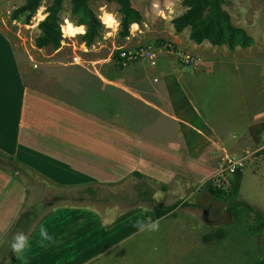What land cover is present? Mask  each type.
Listing matches in <instances>:
<instances>
[{
    "label": "crops",
    "instance_id": "obj_1",
    "mask_svg": "<svg viewBox=\"0 0 264 264\" xmlns=\"http://www.w3.org/2000/svg\"><path fill=\"white\" fill-rule=\"evenodd\" d=\"M238 27L251 36L250 45L230 49L186 38L181 46L201 58L204 53L209 58L220 57L226 69V63L236 65L230 92L238 105L231 112L225 107L221 110L214 102L209 104L210 98L202 95L206 83L191 79L193 73L185 72L170 55H164L154 67L144 62L118 67L125 75L130 74L132 84L111 80L109 74L101 72L100 79H96L102 88L98 101L86 104L87 97H82L83 102H76L80 93H72L73 99H68L61 94L70 90L60 92L46 87L45 78L40 80L42 88L30 85L29 67L20 61L11 38L0 30V264H72L76 251L80 254L78 262L96 243L122 241L126 232L133 229L128 219L141 209L124 211L118 220H127L125 226L116 222L110 227L102 221L104 210L100 215L87 205H53L57 198L83 200L85 193H97L93 185L107 186L132 177L136 185L155 183L164 191L174 181L185 182L194 186L191 194H201L204 185L213 184L215 164L220 148L225 149L224 142L232 147H240L238 140L249 141L254 148L261 146L264 107L255 102L256 95L263 94L256 82L263 75L264 68L260 70V66L264 52L255 47L254 36L245 27ZM212 52H216L213 57ZM166 56L173 59H165ZM257 66L256 76L252 72ZM127 94L136 104H147L153 114L178 125L175 141L141 134L136 124L126 125V115L123 122H118L119 112L125 107H118L110 99ZM128 111V119L136 123L135 110L128 107ZM166 134L171 136L172 132ZM258 152L264 156V147ZM45 185L52 187L51 193L45 191ZM67 189L78 192L69 193ZM144 193L147 200L157 195L147 190ZM110 204L105 202L102 208ZM177 206L159 217L154 216L156 205L141 213L157 220ZM112 208L119 210L117 206ZM41 225L53 237V242L45 241L44 246L39 237ZM17 233L27 237L23 260L10 249Z\"/></svg>",
    "mask_w": 264,
    "mask_h": 264
},
{
    "label": "rangeland",
    "instance_id": "obj_2",
    "mask_svg": "<svg viewBox=\"0 0 264 264\" xmlns=\"http://www.w3.org/2000/svg\"><path fill=\"white\" fill-rule=\"evenodd\" d=\"M24 1L0 0V30L11 38L20 61L29 67L27 77L30 85L42 88L44 85L40 80L43 81L45 78L46 87L51 86L53 90L59 89L60 92L70 90L71 92L60 93L68 99H73L72 93H80L81 97L75 98L76 102H83L82 97L84 99L87 97L86 104L91 102L94 104L98 101V93L102 88L101 84H97L96 79H100L101 72L109 74L111 80L132 84L130 80L133 79L129 78L130 74L125 75L112 58V53L117 47L136 46L157 39L181 47L188 38L187 28L176 32L171 24V19L185 9L182 0H130L131 6L141 14L142 21L139 24H131L128 36L123 38L118 36L117 5L107 0H88L89 6L103 28L100 37L89 46H85L82 35L86 27L84 24L76 23L77 17L70 11V0H64L59 13L62 31L60 46L56 49L49 45L37 48L34 44L35 37L39 34L37 25L46 15L45 8L51 0H41L28 23H24L22 19L12 20L10 18L12 10L22 5ZM223 7L229 13L232 23L245 27L254 36L255 47L264 52V1L225 0ZM216 52H212L210 56L213 57ZM167 58L173 59L169 56L165 59ZM220 59V57L209 58L208 53H204L200 66L195 68L182 66L185 72L193 73L191 79L206 83L202 95L210 98L209 104L214 102L221 110L225 107L231 112L234 106L238 105L236 96L231 93L232 91L230 92L236 72L233 66L236 65L226 63L225 65L228 66L226 69ZM258 66L252 72L256 73V76ZM260 67V70H263L264 61ZM114 71L122 73L116 74ZM261 78L256 82L258 88ZM128 96L130 94L124 95V98L118 96L110 99L112 103L118 104V107L121 108L123 105L125 107L119 112L121 117L118 118V122L124 121L126 125L136 124L138 132L145 136H152L161 141L169 138L175 141L174 133L180 131L178 125L162 115L153 114L147 104H136L134 99ZM109 97L112 95L110 94ZM137 99L140 101L138 97ZM256 103L257 106L261 104L264 107L263 94L260 97L259 94L256 95ZM127 106L135 110L136 123L128 119L130 113ZM125 115L126 118L123 120ZM167 131L172 132L173 135L169 136L166 134ZM188 138L192 139L190 136ZM192 141L195 142L193 139ZM178 143L181 144V140ZM195 144L200 146L197 142ZM236 144L240 145V147L235 145L238 150L226 142L222 145L227 151L236 153H241L245 149H254V144L249 141L238 140ZM262 154L263 152L253 154V159L250 156L245 160L244 166L230 176L231 188L217 185L212 178L213 184L204 185L201 194L200 192L191 194L194 186L185 182L178 184L174 181L164 191L155 183L151 185L149 182V186L151 185L149 189H146L149 186L144 183L136 185V179L132 177L107 186L93 185V190H97V193L95 191L85 193L83 200L57 198L53 205H87L86 207L95 209L100 215H102L101 210H104L101 219L110 227L116 222L125 226L127 220H118L124 211L141 208L135 211L136 216L128 219L130 227L137 217L141 216V210L144 208L151 209L154 205L168 207L176 201L180 202L168 215L157 219L158 231L138 232L133 227L131 231L126 232L122 241L118 239V243H96L89 254L81 255L78 262L77 256L80 254L77 251L75 257L71 254L73 259L76 258L72 264L76 262L77 264H255L257 259L264 255V156ZM51 188L46 187L45 191L51 193ZM138 190L142 194L141 197ZM145 190L150 191L151 195L155 192L156 197L147 200L148 195L144 193ZM65 191L78 192L75 189ZM101 194L103 198L100 199ZM105 202L111 204L102 208ZM231 204H237V207L233 210V214L229 211L232 215L230 222L213 225L203 220L204 210L208 209V219L213 220ZM114 206L119 210L112 208ZM242 206H246L245 210L241 208ZM256 213L260 217H257ZM217 229L223 230L221 238H213L209 241L202 239L203 234ZM143 237L145 238L142 240Z\"/></svg>",
    "mask_w": 264,
    "mask_h": 264
},
{
    "label": "trees",
    "instance_id": "obj_3",
    "mask_svg": "<svg viewBox=\"0 0 264 264\" xmlns=\"http://www.w3.org/2000/svg\"><path fill=\"white\" fill-rule=\"evenodd\" d=\"M41 0H25L22 5L12 10V20L22 19L28 23L38 8ZM117 5L119 21V37L129 34V26L132 23H141L142 17L139 11L131 6L130 0H107ZM264 1V0H262ZM64 0H51L45 8L46 15L38 23L39 34L35 37L34 44L37 48L52 46L54 49L60 46L62 31L60 28L59 13ZM225 0H182L184 11L171 19V24L176 32L188 29V38L194 43L207 41L211 45H225L232 49L235 46L246 47L252 43L251 36L241 27L232 23L229 13L224 9ZM70 11L77 17L76 23L84 24L86 30L82 35L85 46H89L96 38L100 37L102 24L88 4V0H70ZM155 41H163L157 39ZM112 58L118 63V50L113 51ZM211 189L218 188L215 186ZM214 191V190H213ZM174 202L168 207L156 206L155 217H159L177 206ZM237 204H231L226 209L233 214ZM245 210L246 206H242ZM257 217H260L256 213ZM222 229L207 232L202 236L204 241L223 236ZM255 264H264V255L259 257Z\"/></svg>",
    "mask_w": 264,
    "mask_h": 264
},
{
    "label": "built area",
    "instance_id": "obj_4",
    "mask_svg": "<svg viewBox=\"0 0 264 264\" xmlns=\"http://www.w3.org/2000/svg\"><path fill=\"white\" fill-rule=\"evenodd\" d=\"M115 50H118L119 68L126 67L132 62H144L150 67H154L159 62L160 57L164 55L174 57L185 67H196L201 62L199 55L185 51L178 45L167 41H151L136 46L117 47ZM260 89L264 94V72L260 81ZM263 147L264 135L263 144L252 150L245 149L241 153H236L221 147L213 174L214 183L222 187H230V176L244 166L246 159L252 157Z\"/></svg>",
    "mask_w": 264,
    "mask_h": 264
},
{
    "label": "clouds",
    "instance_id": "obj_5",
    "mask_svg": "<svg viewBox=\"0 0 264 264\" xmlns=\"http://www.w3.org/2000/svg\"><path fill=\"white\" fill-rule=\"evenodd\" d=\"M143 211H148L147 209ZM138 232H156L159 230V221L153 220L150 216H138L132 225ZM39 237L41 246H44V242H53V237L48 234L46 228L41 225L39 228ZM28 247L27 237L23 233H17L14 235L10 244V249L13 253L18 254V258L23 260V253Z\"/></svg>",
    "mask_w": 264,
    "mask_h": 264
},
{
    "label": "water",
    "instance_id": "obj_6",
    "mask_svg": "<svg viewBox=\"0 0 264 264\" xmlns=\"http://www.w3.org/2000/svg\"><path fill=\"white\" fill-rule=\"evenodd\" d=\"M232 219V215L229 211L225 210L218 218L209 220L207 210L203 211V220L208 224H220V223H228Z\"/></svg>",
    "mask_w": 264,
    "mask_h": 264
}]
</instances>
